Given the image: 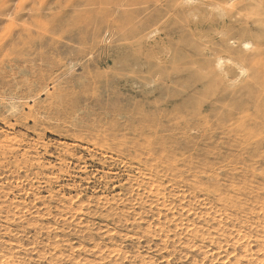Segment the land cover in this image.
<instances>
[{
	"label": "rangeland",
	"instance_id": "obj_1",
	"mask_svg": "<svg viewBox=\"0 0 264 264\" xmlns=\"http://www.w3.org/2000/svg\"><path fill=\"white\" fill-rule=\"evenodd\" d=\"M81 1L0 0V264H264V0Z\"/></svg>",
	"mask_w": 264,
	"mask_h": 264
},
{
	"label": "bare ground",
	"instance_id": "obj_2",
	"mask_svg": "<svg viewBox=\"0 0 264 264\" xmlns=\"http://www.w3.org/2000/svg\"><path fill=\"white\" fill-rule=\"evenodd\" d=\"M100 1H102V0H100ZM124 1H126V0H124ZM233 2V1H236V0H230V2ZM245 1V0H244ZM257 1V0H256ZM255 1V2H256ZM77 3H97L95 0H83V1H81V2H77ZM100 3V2H99ZM176 3H183V5H185V9H186V11H187V13L190 15V16H192V17H195V13H194V4L195 3H205L204 2V0H176ZM212 3V2H211ZM220 4V3H219ZM262 4V3H261ZM261 4H259V5H261ZM212 7V6H211ZM215 7V6H214ZM216 9H217V11L219 12V16H221V17H223L224 15H225V9L224 8H222V6L220 7V6H216ZM210 13V12H209ZM156 15V14H155ZM226 16V15H225ZM164 19V18H163ZM258 20H260V19H258ZM257 20V21H258ZM103 22H105V21H103ZM160 22H161V20H160ZM255 22H256V20H255ZM103 24V23H102ZM105 25L108 27V28H106L105 30L106 31H108V33L109 32H111V30H110V28L112 27H115V26H117V27H119L122 31L124 30V29H126V25H127V20H123V21H114V22H111V21H106V23H105ZM102 26L103 25H99L98 27L96 26V27H93V31H92V37H93V40H94V37H97V36H99L101 33H102ZM223 26H225V25H223ZM64 28V27H63ZM48 29V28H47ZM73 29V28H72ZM75 29V28H74ZM155 29V28H154ZM250 29V28H249ZM58 30V29H57ZM77 29H75V31H72L73 33L74 32H77L76 31ZM115 30V29H114ZM161 30V29H160ZM251 30V29H250ZM116 31H117V29H116ZM144 31H147L146 29L144 30ZM143 31V32H144ZM225 31V30H224ZM254 31V30H253ZM118 32V31H117ZM91 33V32H90ZM120 33V32H119ZM155 33H157V30H151V32H149V33H147L146 35H145V41H147L148 40V38H150V37H152V36H154L155 35ZM257 33V32H256ZM77 34H79L78 32H77ZM77 34H75L76 36H77ZM112 34H113V32H112ZM128 34V33H127ZM123 36V35H122ZM122 36L120 35V37L122 38ZM139 36H140V34H139ZM157 36V35H156ZM258 37V36H257ZM75 38V37H74ZM125 38V37H124ZM136 38H137V36H136ZM260 38V37H259ZM163 39V38H162ZM68 41V40H67ZM126 41V40H125ZM164 42H165V40H164ZM230 43H235V41L233 40V41H231ZM262 44V43H261ZM240 48H242L243 50H251L252 48H254L253 47V44H252V41L250 42V40L249 41H242L241 43H240ZM233 49V48H232ZM246 52V51H245ZM254 52H255V50H254ZM257 52V51H256ZM255 52V53H256ZM140 53V52H139ZM229 54V53H228ZM230 55V54H229ZM262 55V54H261ZM264 55V54H263ZM144 56V55H143ZM235 56V55H234ZM245 56V55H244ZM254 56V55H253ZM257 56V55H256ZM259 56V55H258ZM257 56V57H258ZM237 59H241V58H237ZM259 59V58H258ZM161 60V59H160ZM163 60V59H162ZM137 61V60H136ZM247 61V60H246ZM257 61V60H256ZM216 66H217V69L219 70V72H221L222 73V75L225 77V78H227L229 81H231L233 84L234 83H238V82H240V83H242L241 82V80L244 78V76H246L247 75V72H248V68L245 66V64H243V63H241V62H239L238 60H236V59H234V58H232L231 56L229 57H224V56H219L217 59H216ZM164 63V62H163ZM255 63V62H254ZM156 65H158V64H156ZM231 65H233V66H235V68H236V70L238 71V74H237V76H236V78L235 79H232V78H230V74H229V71H228V69H227V67L228 66H231ZM164 66V65H163ZM163 66H161V67H163ZM258 66V65H257ZM256 68V67H255ZM159 71H160V69H158ZM157 71V70H156ZM216 72H218V71H216ZM159 73V72H158ZM142 79V78H141ZM155 80V79H154ZM158 80V79H157ZM222 80H223V78H222ZM226 80V79H225ZM225 82V81H224ZM151 83V82H150ZM229 84V83H228ZM235 85V84H234ZM239 85V84H238ZM247 85V84H246ZM249 85V84H248ZM215 86V85H214ZM45 88V87H44ZM154 88V87H153ZM250 88V87H249ZM44 90V89H43ZM155 90V89H154ZM234 90V89H233ZM227 92V91H226ZM229 93V92H228ZM231 93V92H230ZM247 96V95H246ZM7 110L8 111H10V112H17V106H16V104L13 102V101H11V102H9L8 104H7ZM241 111V110H240ZM147 118V117H146ZM144 119H145V117H144ZM227 119V118H226ZM140 120V119H139ZM225 120V119H224ZM223 120V121H224ZM138 121V119L136 120V122ZM145 121V122H144ZM147 121H149L150 122V120L148 119V120H141V123L143 124L144 123V127H147V125H146V123H147ZM148 122V123H149ZM224 122H226V121H224ZM140 123V124H141ZM147 123V124H148ZM139 125V124H138ZM142 126V125H141ZM222 126V125H221ZM197 127V126H196ZM195 127V128H196ZM198 127H200V126H198ZM218 127H220V125H218ZM115 128V127H114ZM221 128V127H220ZM111 129H112V127H111ZM116 129V128H115ZM218 130V129H217ZM257 130V129H256ZM259 130V129H258ZM118 131V130H117ZM115 132H116V130H115ZM118 133V132H117ZM116 133V134H117ZM252 133V132H251Z\"/></svg>",
	"mask_w": 264,
	"mask_h": 264
}]
</instances>
